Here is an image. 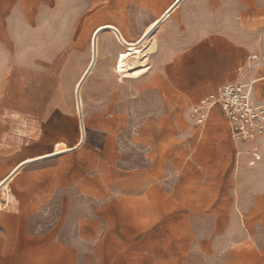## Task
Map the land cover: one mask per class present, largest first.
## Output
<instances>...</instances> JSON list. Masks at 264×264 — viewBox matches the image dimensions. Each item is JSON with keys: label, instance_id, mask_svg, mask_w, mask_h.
<instances>
[{"label": "crops", "instance_id": "obj_1", "mask_svg": "<svg viewBox=\"0 0 264 264\" xmlns=\"http://www.w3.org/2000/svg\"><path fill=\"white\" fill-rule=\"evenodd\" d=\"M184 1L169 12L171 2L145 38L150 30L132 41L116 25L103 23L98 43L110 31L124 44L113 26L129 40L123 37L127 48L141 49L157 32V44L148 45L156 47L157 87L176 97L203 93L193 90L187 77L191 65L179 56L194 53V34L209 38L210 49L236 58L207 72V88L218 91L224 83L240 80L255 102L264 103V59L248 67L249 55H264V0L236 1L233 29L214 32L175 22L173 13ZM20 5V0H0V89L6 71L17 70L12 57L25 61L33 51V46L23 51L17 46L19 39L34 38L22 30ZM238 64L245 68L243 75ZM76 107L80 140L74 145L57 141L49 151L34 148L33 134L27 139L25 133H15L13 114L0 107V264H264V136L255 141L261 159L250 165L252 143L241 150L223 113L238 148L233 173L210 174L207 164L200 177L178 176L167 174L156 143L134 145L148 151L137 165L123 160L112 141L87 143L86 135L82 141L78 103ZM113 120L103 126L107 138H113ZM206 124L197 125L201 133ZM58 143L68 148L57 152Z\"/></svg>", "mask_w": 264, "mask_h": 264}, {"label": "rangeland", "instance_id": "obj_2", "mask_svg": "<svg viewBox=\"0 0 264 264\" xmlns=\"http://www.w3.org/2000/svg\"><path fill=\"white\" fill-rule=\"evenodd\" d=\"M172 1L20 0L22 30L30 31L34 38L19 39L17 46L19 51L33 46V51L25 56V61L22 56L12 57L10 61L17 65V70L6 71L7 82L3 81L0 89L1 111L13 114L15 133L23 132L27 139L33 134L34 148L38 150L49 151L57 141L76 144L81 138L76 89L93 58V30L99 24L112 23L129 39L136 40ZM236 1L240 0H185L173 13L174 20L209 32L232 30ZM195 35L194 53L179 58L191 65L187 77L193 90L203 93L174 97L160 93L157 87V52L142 61L143 54L149 51L148 45L157 44V32L144 47H139L138 57L136 50L119 44L110 31L103 32L104 46L81 88L85 142L112 141L123 160L130 159L137 165L148 151L134 145L156 143L157 159L162 160L167 174L171 171L174 175L197 178L207 164L210 174L222 170L226 175L233 173L238 148L229 135L221 108L212 107L202 133L191 111L200 98L217 90L207 88V72H212L222 60L227 62L236 56L210 49L209 38ZM10 42L16 46V42ZM119 63L133 69L144 63L150 66L146 74L126 77L118 69ZM21 112L28 118H19ZM114 118L113 138H107L103 126ZM21 121L26 125H21ZM250 146V141L244 142L241 150Z\"/></svg>", "mask_w": 264, "mask_h": 264}, {"label": "built area", "instance_id": "obj_3", "mask_svg": "<svg viewBox=\"0 0 264 264\" xmlns=\"http://www.w3.org/2000/svg\"><path fill=\"white\" fill-rule=\"evenodd\" d=\"M251 67L255 62L264 59L249 55ZM245 68L238 67V74L243 75ZM219 105L229 123L233 140L237 143L250 141L252 146L248 151L249 164L255 165L261 159L256 140L264 136V103H257L252 99L251 89L245 87L240 80L224 83L216 92L209 93L194 104L191 117L198 126H203L210 114V110Z\"/></svg>", "mask_w": 264, "mask_h": 264}, {"label": "bare ground", "instance_id": "obj_4", "mask_svg": "<svg viewBox=\"0 0 264 264\" xmlns=\"http://www.w3.org/2000/svg\"><path fill=\"white\" fill-rule=\"evenodd\" d=\"M180 0H177L176 2H175V0L173 1V2H175V4L171 7V4H173V2L170 4V6L165 10V12L164 13H166L168 10H169V8H170V10H169V12L175 7V5L179 2ZM163 13V14H164ZM162 14V15H163ZM161 15V16H162ZM161 16L160 17H158V18H156L155 20H153L146 28H145V30H144V32H143V34H142V36L144 35V34H146L149 30H151L152 28H154L155 26H156V24H157V22H159V20H160V18H161ZM107 24H110V23H107ZM107 24H100V25H98L94 30H93V33H92V36H93V34L95 33V31L96 30H101V29H103L104 27H106L105 25H107ZM142 36H140L139 38H137V40H139ZM123 37L126 39V40H128L127 38H126V36H124V34H123ZM115 38V37H114ZM117 40V39H116ZM119 40V39H118ZM136 40V41H137ZM129 41V40H128ZM118 42H120V41H118ZM131 42V41H130ZM102 45L104 46V43H103V40H101V37H99V43H98V49H99V52H100V50H101V48H102ZM104 49H105V47H104ZM131 49H134V50H136L137 51V53L139 52V46L138 47H133V48H131ZM156 50V47L155 46H151L150 48H149V51L148 52H146V53H144L143 54V57H142V61H144V60H146V59H148V55L149 54H151V53H154V52H156L155 51ZM98 52V53H99ZM111 54H110V56L112 55V51L110 52ZM138 56H140L139 55V53L137 54V57ZM124 58V57H123ZM140 59V58H139ZM127 60V59H126ZM145 65H143V66H139V67H136L135 69H133L132 67H128L127 65H125L124 63H119V65H118V69L123 73V75L124 76H126V77H139V76H141V75H143L144 73L146 74V72L148 71V69H149V63H144ZM137 65V64H136ZM82 96V95H81ZM83 103V102H82ZM77 104V103H76ZM83 106V105H82ZM81 133V132H80ZM81 136V135H80ZM68 148V146L65 144V143H59V144H57V146H56V151L57 152H61V151H63V150H66Z\"/></svg>", "mask_w": 264, "mask_h": 264}, {"label": "water", "instance_id": "obj_5", "mask_svg": "<svg viewBox=\"0 0 264 264\" xmlns=\"http://www.w3.org/2000/svg\"><path fill=\"white\" fill-rule=\"evenodd\" d=\"M167 16V15H166ZM163 16V19L166 17ZM162 19V20H163ZM156 28V27H155ZM155 28H153L152 30H150V32H148L145 36L147 37ZM105 28L98 30L97 32L94 33L93 38H92V43H93V60L91 62V64L89 65V67L87 68V70L84 72L83 76L81 77L80 81L78 82L77 85V89H76V95H77V103H78V108H79V114H80V118H81V128H82V141L85 139V135H86V131H85V125H84V121H83V111H82V100H81V88L82 85L84 83V81L86 80V78L88 77V75L90 74L91 70L93 69V67L95 66L96 63V59H97V44H98V36L100 35V33L104 30ZM111 30H113L118 38L126 45H130L129 43H127L120 31L116 28V27H111ZM141 43V40L136 42L134 45H139Z\"/></svg>", "mask_w": 264, "mask_h": 264}]
</instances>
